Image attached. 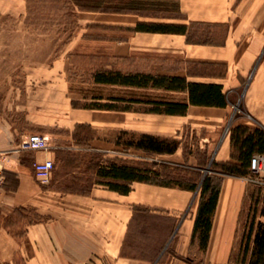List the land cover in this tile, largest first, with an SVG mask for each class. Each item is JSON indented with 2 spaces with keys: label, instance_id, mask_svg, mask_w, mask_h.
I'll list each match as a JSON object with an SVG mask.
<instances>
[{
  "label": "crops",
  "instance_id": "crops-1",
  "mask_svg": "<svg viewBox=\"0 0 264 264\" xmlns=\"http://www.w3.org/2000/svg\"><path fill=\"white\" fill-rule=\"evenodd\" d=\"M106 6L105 12L77 10V28L52 59L23 69V103L6 108L7 114L0 109V150L14 149L34 133L49 143L45 151L14 152L6 163L0 210L28 208L45 219L27 224L23 244L0 230L2 258L19 250L24 264H230L247 178L220 176L202 252L192 241L198 191L133 181L121 194L98 184L96 171L117 162L187 171L195 182L190 173L203 177L212 160L233 162L228 128L264 129V0H106ZM0 8L22 14L26 0H0ZM138 24L185 31H137ZM77 58L92 64L90 91L81 97L116 108L72 106L78 100L72 88L84 85L72 78ZM95 71L218 85L226 105L191 104L187 90L98 84ZM167 103L186 105V111H154ZM238 103L242 113L234 119ZM140 135L174 139L177 148L158 153L125 144ZM49 159L51 179L41 185L32 165ZM58 182L90 187L68 192L53 186Z\"/></svg>",
  "mask_w": 264,
  "mask_h": 264
},
{
  "label": "trees",
  "instance_id": "trees-1",
  "mask_svg": "<svg viewBox=\"0 0 264 264\" xmlns=\"http://www.w3.org/2000/svg\"><path fill=\"white\" fill-rule=\"evenodd\" d=\"M71 6V9L79 11H107V6L93 4L91 0H64ZM31 0H26V9L29 13ZM101 6V7H100ZM27 13V14H28ZM74 14V13H73ZM77 28L76 20L70 25V34ZM137 31L161 32V33H183L184 26L169 24H138ZM95 83L106 85H133L162 87L171 90H187L191 104L220 106L226 105L224 96L220 92V86L214 84L187 83L178 77L152 76L148 74L124 75L120 72L95 71L92 73ZM73 107L94 109H114L111 103L94 102L78 105L72 101ZM164 109L155 108L156 112L184 114L186 105L167 103L163 104ZM241 109V104H237ZM235 112L233 118L238 117ZM230 142V157L233 162L218 163L212 160L205 175L191 172L190 180L187 179H160L161 172L150 168H139L124 163L109 162L108 165H99L96 175L102 180L98 184L106 186L112 191L127 194L130 191V182L138 181L160 186H172L189 191H198L199 199L194 219L192 231V241L197 240L198 248L204 252L206 250L212 217L218 200L220 189V176L232 175L248 178L253 176L250 171V159L255 154L264 153V129L260 126L250 128L244 125L230 126L228 128ZM125 144L136 148H141L150 152L173 153L177 148V141L174 139H159L150 135H140L131 138ZM180 174L182 171H176ZM187 172V171H185ZM168 173V172H167ZM188 173V172H187ZM187 180V181H184ZM61 184V183H60ZM86 185V186H84ZM88 183H68L63 188H58L68 192L85 193L89 189ZM30 211H33L30 209ZM34 213L35 218L29 223L42 222L45 217ZM15 237L18 234L14 235ZM25 236V232L20 235ZM18 236V237H20ZM24 264V262H22ZM230 264H264V187L248 182L243 198L237 226V234L229 255Z\"/></svg>",
  "mask_w": 264,
  "mask_h": 264
},
{
  "label": "rangeland",
  "instance_id": "rangeland-1",
  "mask_svg": "<svg viewBox=\"0 0 264 264\" xmlns=\"http://www.w3.org/2000/svg\"><path fill=\"white\" fill-rule=\"evenodd\" d=\"M91 2L106 7V0H91ZM29 5V13L25 9L22 14H11L0 8V109L3 110L23 103L25 94L20 91L25 79L23 69L32 62L52 59L55 52L68 40L70 25L76 20L77 10L73 7L71 9L64 0H31ZM78 60V66L72 70V78L84 85L72 88L73 98H78L76 102L78 105L94 103L87 94V97H81L82 94L85 95L90 91L86 84L89 81L92 64L88 60L77 58L76 61ZM235 107L237 108V105ZM234 110L238 114L242 113L241 109ZM3 112L5 113L6 110ZM15 117L21 116L17 113ZM162 173L160 179L164 180L188 179V173L185 172L178 174L165 170ZM60 183L53 186L63 188L70 182ZM40 184L48 185L49 183ZM34 218L33 211L28 208H16L9 212L0 210V230L16 245L23 244L24 236L20 235L25 232L27 224ZM15 234L20 237H15ZM8 251L11 254L9 249ZM2 252L0 247V264H23L19 250H15L12 256H8L9 259H3ZM198 258H194L196 263Z\"/></svg>",
  "mask_w": 264,
  "mask_h": 264
},
{
  "label": "built area",
  "instance_id": "built-area-1",
  "mask_svg": "<svg viewBox=\"0 0 264 264\" xmlns=\"http://www.w3.org/2000/svg\"><path fill=\"white\" fill-rule=\"evenodd\" d=\"M234 109L239 110L236 107ZM48 148L49 143L46 137L34 133L27 135L16 148L5 151L0 150V190L3 189L5 184L6 163L12 153L20 151H45ZM32 166L36 179L42 184L49 183L54 166L53 161L50 159L42 162L35 161ZM250 171L253 176L247 178L248 182L264 187V153L255 154L251 157Z\"/></svg>",
  "mask_w": 264,
  "mask_h": 264
},
{
  "label": "water",
  "instance_id": "water-1",
  "mask_svg": "<svg viewBox=\"0 0 264 264\" xmlns=\"http://www.w3.org/2000/svg\"><path fill=\"white\" fill-rule=\"evenodd\" d=\"M227 128H228V127H227ZM226 131H227V129L225 130L224 135H225ZM224 135H223V136H224Z\"/></svg>",
  "mask_w": 264,
  "mask_h": 264
}]
</instances>
